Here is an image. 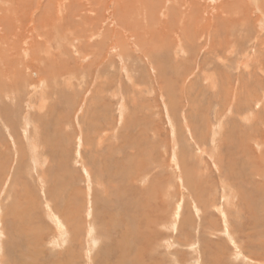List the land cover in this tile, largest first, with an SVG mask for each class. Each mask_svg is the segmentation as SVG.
Returning a JSON list of instances; mask_svg holds the SVG:
<instances>
[{"label": "rangeland", "instance_id": "1", "mask_svg": "<svg viewBox=\"0 0 264 264\" xmlns=\"http://www.w3.org/2000/svg\"><path fill=\"white\" fill-rule=\"evenodd\" d=\"M253 3L242 18V6H234L233 24L222 14L215 37L182 38L185 55L175 53L169 36L168 48L150 56L154 65L138 60L139 48L123 57L128 64L107 52L114 60L103 69L64 80L54 73L46 81L27 68L18 87L0 91V264H258L264 253L257 245L264 244V12ZM75 60L81 70L93 56ZM20 209L25 222L15 216ZM232 236L245 244L242 255L234 254Z\"/></svg>", "mask_w": 264, "mask_h": 264}, {"label": "bare ground", "instance_id": "2", "mask_svg": "<svg viewBox=\"0 0 264 264\" xmlns=\"http://www.w3.org/2000/svg\"><path fill=\"white\" fill-rule=\"evenodd\" d=\"M217 1L219 0H163V3L159 5V0H0V91L4 90V87L8 89L9 87H18L20 82V76L24 73L23 70L27 68H34L39 71L40 78H44L46 81L49 80V76L55 73L57 75H63L64 78L68 79L69 76L67 74H73L75 72L83 73L82 71H86L87 69L100 68L103 69L106 64L110 66V62H112L113 58H123L132 52H138L141 49L140 57L138 60L141 62L147 63V61L153 64L152 53H155L156 49L162 50V48H168L167 42L169 36H171V42L175 44V53L179 54L182 52L185 55V45L183 44L182 38L194 40L193 38H201L202 36L207 38L209 32H212L213 35L215 33V28H217V24L219 23V19L223 14L225 16L224 20L227 23H232V16H235L234 6L238 4L242 6V9L238 10V18L241 16L244 9H248L251 11L252 9L249 7L252 6L254 0H223L220 1V4ZM237 3H235V2ZM246 1V3H245ZM257 2V10L260 12H264V0H255ZM200 2V3H199ZM222 2V3H221ZM216 3V5L214 4ZM177 6V9H173L174 6ZM254 11V12H256ZM252 12V11H251ZM250 14V13H249ZM263 14V13H262ZM237 16V15H236ZM258 16V15H257ZM174 19L176 21L177 26L175 27V31L173 32L169 27V21H165V19ZM223 17V16H222ZM242 18V17H241ZM264 18V17H262ZM170 19V20H171ZM172 19V20H173ZM237 19V18H236ZM246 19V18H245ZM235 20V18H234ZM261 20V19H260ZM232 21V22H230ZM222 24L223 22L220 21ZM224 22V23H225ZM107 25L105 26L104 24ZM171 23V22H170ZM220 23V25H222ZM150 24V25H149ZM153 24V25H152ZM173 24V23H172ZM226 24V23H225ZM233 24V23H232ZM103 25L105 27H103ZM149 25V27H148ZM230 25V24H229ZM223 27V26H222ZM225 27V26H224ZM229 27V26H228ZM226 27V28H228ZM243 27V26H242ZM221 28V27H220ZM220 28L218 30H220ZM222 29V28H221ZM128 33V38L127 34ZM172 33V34H171ZM210 35L209 36H213ZM214 35V37H215ZM126 36V39H124ZM98 41H95L97 40ZM124 39V40H123ZM218 39V38H217ZM207 41V39H203ZM258 40V39H257ZM95 41V42H94ZM170 41V40H169ZM201 41V40H200ZM220 41V40H219ZM29 42V43H28ZM65 42V43H64ZM187 42V41H186ZM196 42V41H194ZM192 42V45L194 44ZM213 42V41H212ZM217 42V41H216ZM225 42V41H224ZM259 42V41H258ZM261 42V40H260ZM61 43V45H60ZM77 43V44H76ZM206 43V42H205ZM204 43V44H205ZM209 42H207L208 44ZM76 45V48L74 47ZM254 44V43H253ZM189 45V43H188ZM60 46V47H59ZM59 47V48H58ZM192 47V46H191ZM197 47V46H196ZM194 47V48H196ZM212 47V46H211ZM252 47V46H251ZM139 48V49H138ZM204 48V47H203ZM254 48V45H253ZM58 50V52L55 51ZM74 49H77L79 54H76L74 58ZM188 49V47H187ZM236 49V48H235ZM243 49V48H242ZM255 49V48H254ZM129 50V51H128ZM160 50V51H161ZM203 50V49H202ZM213 49H211L212 51ZM232 50V49H230ZM164 51V50H163ZM187 51V50H186ZM238 51V50H236ZM235 51V52H236ZM252 51V50H251ZM263 51V50H262ZM261 51V52H262ZM107 52L114 53V57L106 58ZM209 52V51H207ZM257 52V51H256ZM161 53V52H160ZM159 53V54H160ZM172 53V54H175ZM205 53V52H204ZM231 53V52H230ZM237 53V52H236ZM263 53V52H262ZM111 54V53H110ZM171 54V55H172ZM210 54V52H209ZM255 54V53H254ZM59 55H64L67 60L58 59ZM93 56V62L95 64L90 63L89 66L83 67L79 70V66L75 65L76 60L80 61L84 60L86 56ZM113 55V54H112ZM163 55V54H162ZM182 55V54H181ZM189 55H192L191 53ZM204 55V54H203ZM237 55V54H235ZM62 56V58L64 57ZM108 56V55H107ZM188 56V55H187ZM242 56V55H241ZM252 56V55H251ZM64 57V58H65ZM135 57V56H134ZM175 57V56H174ZM177 57V56H176ZM253 57V56H252ZM183 58V57H182ZM186 58V57H185ZM196 58V57H195ZM194 58V59H195ZM206 58V57H205ZM213 58V57H212ZM211 57L208 59H212ZM131 59V58H130ZM137 59V58H136ZM176 59V58H175ZM243 59V57H242ZM249 57L248 60H250ZM263 59V58H262ZM114 60V59H113ZM126 60L127 57L123 58ZM69 61H73L74 67L69 65ZM123 61V62H124ZM177 61V60H176ZM197 61V59H196ZM244 61V60H243ZM258 61H260L258 59ZM122 62V64H123ZM186 62V61H184ZM248 62V61H247ZM261 62V61H260ZM83 63V62H82ZM88 63V64H89ZM206 63V62H205ZM226 63V61H225ZM256 63V61H255ZM254 63V64H255ZM263 63V62H262ZM130 64V63H129ZM176 64V63H175ZM178 64V63H177ZM176 64V65H177ZM213 64V63H212ZM239 64V63H238ZM242 63H240L241 65ZM260 64V63H259ZM69 65V66H68ZM154 65V64H153ZM258 65V64H257ZM113 66V64H112ZM111 66V67H112ZM127 66V65H126ZM262 66V65H261ZM264 66V65H263ZM128 67V66H127ZM201 67V66H200ZM203 67V66H202ZM114 68V66H113ZM243 68V67H241ZM252 68V67H251ZM255 69V67H253ZM262 68V67H260ZM259 68V69H260ZM109 69V68H108ZM156 70L155 68H153ZM161 69V68H160ZM258 69V70H259ZM33 70V69H31ZM126 70V68H125ZM191 70V69H190ZM88 71V70H87ZM91 71V70H90ZM123 71V70H122ZM152 71V70H151ZM239 71V70H238ZM254 71V70H253ZM260 71V70H259ZM264 71V69H263ZM93 72V71H91ZM99 72V70H98ZM120 72V71H119ZM161 72V71H160ZM165 72V71H164ZM237 72V71H236ZM97 73V72H96ZM155 73V72H154ZM153 73V74H154ZM197 73V72H196ZM249 73V72H248ZM162 74V72H161ZM193 74V73H191ZM254 74V73H253ZM156 75V74H155ZM158 75V73H157ZM160 75V73H159ZM158 75V76H159ZM255 75V74H254ZM62 76V77H63ZM152 76V75H151ZM162 76V75H160ZM47 77V78H46ZM61 77V76H60ZM75 77V76H74ZM79 77V75H78ZM84 77V76H83ZM99 77V76H98ZM250 77V76H248ZM102 78V77H101ZM105 78V77H104ZM135 78V77H134ZM152 78V77H151ZM154 78V77H153ZM159 78V77H158ZM161 78V77H160ZM77 79V78H75ZM74 79V80H75ZM118 79V78H117ZM116 79V80H117ZM213 79V78H212ZM237 79V78H236ZM263 79V78H262ZM55 80V78H54ZM70 80V79H69ZM122 80V79H121ZM158 80V79H157ZM183 80V79H182ZM210 82L212 81L209 78ZM22 81V80H21ZM31 81V80H30ZM37 81V80H36ZM40 81V79H39ZM57 81V80H56ZM61 80H59V83ZM68 81V80H66ZM71 81V80H70ZM79 81V80H76ZM104 81V80H103ZM151 81V79H150ZM154 81V79H153ZM152 81V82H153ZM34 82V81H33ZM45 82V81H44ZM58 82V81H57ZM75 82V81H74ZM81 82V80H80ZM95 82V81H94ZM99 82V81H98ZM102 82V81H101ZM160 82V81H159ZM163 82V81H161ZM263 82V81H262ZM47 83V82H45ZM51 83V82H50ZM67 83V82H66ZM73 83V82H72ZM71 83V84H72ZM107 83V82H106ZM119 83V82H118ZM18 84V85H17ZM70 84V85H71ZM114 84V83H113ZM216 84V83H215ZM214 84V85H215ZM35 85V84H34ZM41 85V84H40ZM48 85V83H47ZM55 85V84H54ZM53 85V86H54ZM68 85L69 84H65ZM78 85V83H77ZM80 85V84H79ZM78 85V86H79ZM100 85V84H99ZM110 85V84H109ZM135 85V84H133ZM163 85V84H162ZM218 85V84H217ZM38 86V85H37ZM50 86V85H49ZM56 86V85H55ZM63 86V83H62ZM85 86V85H83ZM104 86V85H103ZM106 86V84H105ZM111 86V85H110ZM116 86V85H115ZM118 86V85H117ZM240 86V85H239ZM261 86V85H260ZM51 87V86H50ZM59 87V86H58ZM71 87V86H70ZM73 87V85H72ZM75 87H77L75 85ZM87 87V86H86ZM100 87V86H99ZM120 87V86H119ZM122 87V86H121ZM132 87V85H131ZM38 88V87H37ZM54 88V87H53ZM81 88V87H80ZM104 88V87H102ZM108 88V87H107ZM110 88V87H109ZM215 88V86H214ZM3 89V90H2ZM34 92L36 91V87L33 86ZM52 89V88H51ZM49 89V90H51ZM55 89V88H54ZM67 89V88H66ZM84 89V88H83ZM118 89V88H117ZM262 89V88H261ZM46 90V89H45ZM57 90V87H56ZM108 90V89H107ZM115 90V89H114ZM156 90V89H155ZM6 91V90H4ZM18 91V90H17ZM102 91V90H101ZM117 91V90H116ZM120 91V90H119ZM57 92V91H56ZM55 92V93H56ZM98 92V91H97ZM118 92V91H117ZM134 92V91H133ZM157 92V91H156ZM1 93V92H0ZM102 93V92H101ZM17 94V93H16ZM57 94V93H56ZM117 94V93H116ZM11 95V94H9ZM104 95V94H103ZM158 95V94H157ZM120 96V95H119ZM162 96V95H161ZM8 97V96H7ZM116 97H118L116 95ZM120 98V97H119ZM14 99V98H13ZM260 99V98H259ZM134 100V99H130ZM135 102V101H134ZM168 102V101H167ZM30 103V102H29ZM40 103V102H39ZM40 106V105H39ZM43 106V105H42ZM41 106V107H42ZM45 106V105H44ZM43 106V107H44ZM122 106V105H121ZM42 107V108H43ZM177 107V106H176ZM120 108V107H119ZM126 109V108H124ZM43 110V109H42ZM125 111V110H123ZM40 113V112H39ZM127 113V112H126ZM124 114V113H123ZM2 115V114H0ZM27 115V114H26ZM122 115V114H121ZM120 115V117H121ZM129 115V114H128ZM252 116V115H250ZM254 116V115H253ZM3 117V116H2ZM6 118V117H5ZM26 118H30L26 116ZM254 118V117H253ZM1 119V117H0ZM4 119V118H3ZM251 119V118H250ZM30 120V119H26ZM25 120V121H26ZM1 122V120H0ZM3 123V122H2ZM1 125L3 126V124ZM26 124V122L24 123ZM9 125V124H8ZM27 126H31L30 122L26 124ZM33 126V125H32ZM110 126V125H109ZM37 127V126H36ZM1 128V127H0ZM102 128V127H101ZM108 128V127H107ZM110 128V127H109ZM7 129V128H6ZM93 129H97V127H93ZM5 130V128H4ZM10 131V129H8ZM7 130V131H8ZM105 131V130H104ZM5 132V131H4ZM8 133V132H7ZM11 133V132H10ZM106 136V133L103 134ZM102 136V135H101ZM10 137V136H9ZM100 137V136H99ZM11 138V137H10ZM36 141V140H35ZM34 141V142H35ZM39 142V141H37ZM33 143V142H32ZM101 143V141H100ZM34 144V143H33ZM94 144V143H93ZM127 144V143H126ZM36 145V144H35ZM34 145V146H35ZM101 147V146H100ZM46 148V147H45ZM96 148V147H95ZM33 149V148H32ZM37 149L34 148V153H32V160H35L36 163L39 161V157L37 158ZM98 149V148H97ZM31 150V149H30ZM46 150V149H45ZM21 154V153H20ZM23 155V154H22ZM22 158V157H21ZM41 158V157H40ZM135 158V157H134ZM38 159V161L36 160ZM136 161V160H135ZM253 164V163H252ZM38 166V165H37ZM35 166V167H37ZM85 168V167H84ZM84 171V170H83ZM88 171V169H87ZM91 170H89L90 173ZM131 172V171H130ZM133 172V171H132ZM252 172V171H251ZM116 175L118 178L119 172ZM101 174V173H100ZM115 174V173H114ZM128 174V173H127ZM130 174V173H129ZM140 174V173H139ZM151 174V173H150ZM43 175V174H42ZM45 175V173H44ZM122 177L124 175L120 174ZM143 175V174H142ZM220 175V174H219ZM91 176V175H90ZM103 176V175H102ZM120 176V177H121ZM134 176V175H132ZM257 176V175H256ZM44 177V176H42ZM40 180H44L41 179ZM113 177V176H112ZM124 178H127L124 176ZM134 178V177H133ZM140 178V177H139ZM123 179V178H122ZM124 180V179H123ZM122 180V181H123ZM134 181V179H132ZM140 180V179H138ZM144 180V179H143ZM45 181V180H44ZM132 181V183H133ZM43 181H41L42 183ZM128 182V180H127ZM126 182V183H127ZM99 183V182H97ZM125 183V181H124ZM125 183V184H126ZM130 183V182H129ZM44 184V182H43ZM142 184V183H141ZM144 184V183H143ZM108 185V184H107ZM129 185V184H126ZM98 186V185H97ZM112 187V186H111ZM110 187V188H111ZM133 188V187H132ZM105 189V188H104ZM107 189V188H106ZM225 190V189H224ZM117 191V190H116ZM119 191V190H118ZM149 191V190H148ZM96 192V191H95ZM98 192V191H97ZM102 192V191H101ZM106 192V191H105ZM110 192V191H109ZM120 192V191H119ZM94 193V192H93ZM104 193V192H103ZM139 193V192H138ZM142 193V192H141ZM194 193V192H193ZM106 194V193H104ZM126 194V192H125ZM124 194V196H125ZM147 195V194H146ZM106 196V195H105ZM141 197V196H140ZM144 197V196H143ZM232 198V196H229ZM248 197V196H247ZM108 198V197H107ZM137 198V197H136ZM244 199V198H243ZM17 200V199H16ZM24 200V198H23ZM92 200V199H91ZM135 200V199H134ZM16 202V201H15ZM91 202V201H90ZM117 202V201H116ZM139 202V201H138ZM232 202V201H231ZM19 203V202H18ZM96 203V202H95ZM17 204V203H16ZM26 204V202H25ZM28 204V203H27ZM30 204V203H29ZM90 204V203H89ZM211 204V203H210ZM96 205V204H95ZM125 205V204H123ZM122 205V206H123ZM139 205V204H138ZM146 205V204H145ZM196 205V204H195ZM231 205V204H230ZM28 206V205H27ZM50 206V205H49ZM120 206V207H122ZM129 206V205H128ZM228 206V205H226ZM12 207V206H11ZM26 207V206H25ZM23 207V208H25ZM32 207V205L30 206ZM93 208L95 206H92ZM90 207V208H92ZM137 207V205H136ZM139 207V206H138ZM142 207V206H140ZM196 207V206H195ZM198 207V205H197ZM201 207V206H200ZM216 207V206H215ZM225 207V205H224ZM134 208V207H133ZM144 208V206H143ZM150 208V207H149ZM14 209V208H12ZM11 209V210H12ZM49 209V207H48ZM54 209V208H53ZM78 209V208H77ZM80 209V208H79ZM121 209V208H120ZM136 209V208H135ZM139 209V208H137ZM196 209V208H195ZM6 210V209H5ZM92 210V209H91ZM96 210V209H95ZM145 210V209H144ZM197 210V209H196ZM199 210V209H198ZM215 210L221 212L220 214L224 217L225 211L223 212V207L215 208ZM230 210V209H229ZM29 211V210H27ZM31 211V210H30ZM143 211V210H142ZM26 210L20 209L18 212H15V216L17 220L24 221V215ZM89 212V211H88ZM87 212V213H88ZM204 212V211H203ZM236 212V211H235ZM8 213V212H7ZM50 213V212H49ZM52 213V211H51ZM54 213V212H53ZM119 213V212H118ZM124 213V212H123ZM200 213V212H198ZM10 214V213H8ZM33 214V213H32ZM122 214L119 213V215ZM129 214V213H128ZM132 214V213H131ZM11 215V214H10ZM23 215V216H22ZM97 216V214L95 213ZM127 215V214H126ZM143 215V214H142ZM28 216V215H27ZM31 216V214L29 215ZM55 221H59L56 215L50 214ZM240 216V215H239ZM13 217V214H12ZM63 217V216H61ZM98 217V216H97ZM132 217V216H131ZM140 217V215H139ZM6 218V216H5ZM24 218V219H23ZM34 218V217H33ZM32 218V220H33ZM99 218V217H98ZM111 218V217H110ZM113 218V217H112ZM116 218V217H115ZM204 218V217H203ZM213 218V217H212ZM10 219V218H9ZM109 219V218H108ZM123 219V217H122ZM128 219V218H127ZM140 219V218H139ZM178 219V218H177ZM29 220V218H28ZM66 220V219H65ZM101 220V219H100ZM124 220V219H123ZM122 220V221H123ZM126 220V219H125ZM130 220V219H129ZM137 220V219H136ZM203 220V219H202ZM228 220V219H227ZM26 221V220H25ZM24 221V222H25ZM34 221V220H33ZM67 221V220H66ZM118 221V219L116 220ZM225 221V218H224ZM15 222V221H14ZM37 222V221H36ZM63 222V221H62ZM68 222V221H67ZM103 222V221H102ZM131 221H129L130 223ZM133 222V221H132ZM5 223V221H4ZM35 223V222H33ZM32 223V224H33ZM93 223V222H92ZM118 223V222H117ZM122 223V222H121ZM119 222V224H121ZM202 223V222H201ZM229 223V222H227ZM16 224V223H15ZM71 224V223H70ZM105 224V223H104ZM128 224V223H127ZM27 225V223H26ZM62 223L59 221L57 223V227H62ZM69 225V224H68ZM66 225V226H68ZM75 225V224H74ZM86 225V224H85ZM93 225V224H92ZM111 225V224H110ZM132 225V223L130 224ZM149 225V224H148ZM215 225V224H214ZM12 226V224H11ZM33 226V225H32ZM64 226V225H63ZM70 226V225H69ZM68 226V227H69ZM73 226V222H72ZM81 226V225H80ZM113 225H111L112 227ZM117 226V225H116ZM114 226V228L116 227ZM123 227V225L121 224ZM224 226L225 223H224ZM228 226V225H227ZM5 227V226H4ZM26 227V226H25ZM29 229H33L27 226ZM87 227V226H86ZM121 227V228H122ZM126 227V225H125ZM16 230L19 228L17 235H21L23 232L20 229L19 222L15 226ZM58 228V229H59ZM71 228V227H70ZM105 228V227H104ZM119 227H116L118 230ZM129 228V227H128ZM132 228V226H131ZM36 229V228H35ZM57 229V230H58ZM61 229V228H60ZM90 229V227H89ZM124 229V228H123ZM225 229V228H224ZM15 230V229H14ZM25 228L24 231H26ZM74 230V229H73ZM79 230V229H77ZM76 230V231H77ZM81 230V229H80ZM92 230V229H91ZM133 230V229H132ZM36 231V230H35ZM64 231V230H63ZM62 231V233H64ZM72 231V232H76ZM83 231V230H82ZM94 231V230H93ZM106 231V229H105ZM131 231V230H130ZM34 232V231H33ZM67 231H65L66 233ZM78 232V231H77ZM120 232V231H119ZM148 232V231H147ZM226 235H228V229H225ZM230 232V231H229ZM5 233V232H4ZM8 233V231H7ZM29 233V231L27 232ZM64 233V234H65ZM68 233V232H67ZM66 233V235H67ZM70 233V232H69ZM88 233V231H87ZM111 233V232H109ZM127 233V232H126ZM233 233V231H232ZM15 234V233H14ZM24 234V233H23ZM32 234V233H31ZM77 234V233H76ZM90 234V233H89ZM108 234V233H107ZM112 234V233H111ZM231 234V232H230ZM7 235V234H6ZM64 235V236H66ZM116 234H114L115 236ZM234 235V233H233ZM236 235V234H235ZM22 236V235H21ZM24 236V235H23ZM60 236V235H59ZM88 236V235H87ZM110 236V235H109ZM117 236V235H116ZM19 237V236H18ZM76 237V235H75ZM130 237V236H128ZM127 237V238H128ZM258 237V236H257ZM26 238V237H25ZM34 238V237H33ZM93 238V237H92ZM116 238V237H115ZM120 238V237H119ZM122 238V237H121ZM125 238V237H124ZM227 238V237H225ZM229 238V237H228ZM234 239V236H232ZM243 238V237H242ZM16 239V238H15ZM62 239V238H61ZM60 239V240H61ZM66 239V237H65ZM64 239V240H65ZM72 239V238H71ZM97 239V238H96ZM104 239V238H103ZM123 239V238H122ZM126 239V238H125ZM136 239V238H135ZM142 239V238H141ZM230 239V238H229ZM17 240V239H16ZM63 240V239H62ZM129 240V239H128ZM232 240V239H231ZM230 240V241H231ZM235 241H238L234 239ZM29 241V240H28ZM33 241V240H32ZM38 241V239H37ZM74 241V240H73ZM96 242V240L93 239ZM127 241V240H126ZM133 241V240H132ZM228 241V240H227ZM26 242V240H25ZM24 242V243H25ZM57 242V240H56ZM60 242V241H59ZM58 242V243H59ZM63 242V241H61ZM65 242V241H64ZM78 242V241H77ZM80 242V241H79ZM78 242V243H79ZM135 242V241H134ZM142 244V241H140ZM240 242V244H239ZM245 242V241H244ZM27 243V242H26ZM31 243V241H30ZM28 243V245L30 244ZM77 243V244H78ZM125 242H123L124 245ZM144 243V242H143ZM231 243V242H230ZM232 242L234 246V254L236 256L242 255V249H245L244 243L240 240L237 242ZM243 243V244H242ZM247 243V242H246ZM21 244V242H19ZM55 244V243H54ZM95 244V243H94ZM104 244V243H102ZM101 244V245H102ZM115 243H112V245ZM119 244V243H118ZM129 244V243H128ZM131 245L133 243H130ZM129 244V245H130ZM1 245V244H0ZM32 245V244H30ZM29 245V248H30ZM34 245V244H33ZM79 245V244H78ZM111 245V246H112ZM136 245V244H135ZM258 246L261 245L260 248L264 247V244L259 243ZM24 246V245H23ZM108 246V245H106ZM110 246V245H109ZM120 245H118L119 247ZM122 246V245H121ZM8 247V246H7ZM20 247V246H19ZM37 247V244H36ZM82 247V246H81ZM113 247V246H112ZM114 247H117L116 245ZM137 247V246H134ZM27 247H25L26 249ZM35 248V247H34ZM124 248V247H123ZM138 248V247H137ZM141 248V247H140ZM145 248V247H144ZM253 248V247H251ZM20 249V248H19ZM23 249V248H22ZM28 249V248H27ZM106 249V247L104 248ZM109 249V248H108ZM119 249V248H118ZM135 249V248H134ZM143 249V248H142ZM141 249V250H142ZM18 250V249H16ZM32 250V249H30ZM111 250V249H110ZM114 250V248L112 249ZM129 251V249H127ZM139 250V249H138ZM255 250V249H254ZM117 251V250H116ZM115 251V252H116ZM125 251V250H123ZM122 251V252H123ZM244 251V250H243ZM22 252V251H21ZM27 252V251H26ZM33 252V251H32ZM35 252V251H34ZM114 252V253H115ZM108 253V251H107ZM111 253V254H114ZM120 253V251L118 252ZM126 253V252H125ZM142 253V252H140ZM31 254V253H30ZM60 254V253H58ZM216 254V253H215ZM13 255V254H12ZM21 255V254H20ZM19 255V256H20ZM25 254H23L24 256ZM29 255V254H27ZM88 255V254H87ZM120 255V254H119ZM21 256V257H23ZM107 256V255H106ZM117 256V255H116ZM229 256V255H228ZM9 257V256H8ZM28 257V256H27ZM139 257V256H138ZM141 257V256H140ZM111 260L113 257H110ZM125 258V257H124ZM230 258V257H229ZM237 258V257H236ZM247 257L242 259L244 262L248 263ZM109 259V256H108ZM240 259V257H239ZM258 264H264V253L260 255ZM67 260V259H66ZM96 260V259H95ZM107 260V259H106ZM110 260V259H109ZM114 260V259H113ZM112 260V261H113ZM241 260V261H242ZM5 260H3L4 262ZM62 261V260H61ZM60 261V262H61ZM64 261V260H63ZM62 261V262H63ZM138 261V259H137ZM141 261V259H140ZM13 262V261H12ZM22 261H20L21 264ZM109 262V261H107ZM135 262V261H134ZM113 263V262H112ZM139 263V262H138ZM57 264V263H56ZM115 264V263H114ZM134 264V263H133Z\"/></svg>", "mask_w": 264, "mask_h": 264}]
</instances>
